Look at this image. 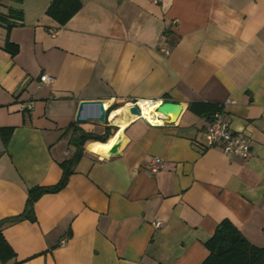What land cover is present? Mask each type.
<instances>
[{"label": "crops", "instance_id": "crops-1", "mask_svg": "<svg viewBox=\"0 0 264 264\" xmlns=\"http://www.w3.org/2000/svg\"><path fill=\"white\" fill-rule=\"evenodd\" d=\"M51 1L0 0V221L26 212L29 188L58 182L84 129L81 100L128 109L162 98L182 111L130 120L112 154L116 133L86 142L67 185L35 201L34 221L2 224L6 264H200L224 219L264 246V0H79L64 24L46 13ZM193 101L218 105L250 156L207 147L210 117Z\"/></svg>", "mask_w": 264, "mask_h": 264}, {"label": "trees", "instance_id": "trees-1", "mask_svg": "<svg viewBox=\"0 0 264 264\" xmlns=\"http://www.w3.org/2000/svg\"><path fill=\"white\" fill-rule=\"evenodd\" d=\"M80 7L79 0H52L46 8V13L52 16L60 24H64ZM20 13V12H19ZM5 19L0 16V20ZM21 19V15H19ZM5 50L14 54L18 50L17 44L6 41L3 47ZM124 103H114L108 110L121 107ZM188 108L196 113L206 114L211 118L212 113L218 109V105L209 102H190ZM73 122L71 126H75ZM76 132L72 138L74 150L71 155L60 162L62 174L57 183L53 185H35L28 189L26 200L25 213L7 219L8 221L28 218L35 220L33 213V205L35 201L45 193L58 192L64 188L69 180V177L74 173L79 160L84 154V145L88 141H96L100 144H106L110 137L116 133L117 126L106 123L101 131L84 130L74 128ZM10 129L1 128V136L4 145L7 144ZM0 221V264H6L8 260H13L15 253L11 246L6 241L1 232L2 224L7 221ZM208 249V255L200 264H264V246H257L249 242L238 228L229 220L221 221L213 233L212 237L205 243ZM12 264H17L13 261Z\"/></svg>", "mask_w": 264, "mask_h": 264}, {"label": "built area", "instance_id": "built-area-1", "mask_svg": "<svg viewBox=\"0 0 264 264\" xmlns=\"http://www.w3.org/2000/svg\"><path fill=\"white\" fill-rule=\"evenodd\" d=\"M160 1L161 0H151V2L153 3H158ZM165 40H166L165 35H162L160 38V42L163 43L165 42ZM160 51L164 52L165 54H169V50L163 45L160 46ZM40 81L49 83L53 81V77L44 73L40 75ZM150 101H158L160 104L161 102L164 101V99L160 98ZM131 105H136L139 111L141 112L140 106L138 104V100L129 103V106ZM160 117H164V116L160 115ZM205 145L207 147L219 146L225 152L239 155L242 158H248L251 154V142L248 139V137L245 136L243 133L235 132L231 128L230 122L225 119L224 112L220 108L216 109L211 115L210 123L205 133ZM162 165H163L162 160L156 157L151 161L149 165L150 171L157 172L160 168H162ZM155 225L159 226L160 220H157L155 222Z\"/></svg>", "mask_w": 264, "mask_h": 264}, {"label": "water", "instance_id": "water-1", "mask_svg": "<svg viewBox=\"0 0 264 264\" xmlns=\"http://www.w3.org/2000/svg\"><path fill=\"white\" fill-rule=\"evenodd\" d=\"M108 106H105L104 102L100 99H91V100H81L78 104L77 111L75 114L76 123H84L90 120H96L100 124H105L107 121L108 115ZM182 111V105L173 101H163L157 108L159 116L163 115L166 118H170L173 114L179 115ZM128 112L130 114H135L136 116L140 115V111L136 105L128 106ZM118 136L116 141L112 144L111 148L108 151V154L115 153L120 141Z\"/></svg>", "mask_w": 264, "mask_h": 264}, {"label": "bare ground", "instance_id": "bare-ground-1", "mask_svg": "<svg viewBox=\"0 0 264 264\" xmlns=\"http://www.w3.org/2000/svg\"><path fill=\"white\" fill-rule=\"evenodd\" d=\"M105 104V103H104ZM138 104L140 106L141 112H140V117L143 116L147 120H150L151 122H160L159 119L156 117L158 116V112L155 111V108L158 106L159 102L158 101H150V100H139ZM106 106V104H105ZM127 108V106H126ZM124 110V118L117 119L116 116L120 113V109L116 108L113 109L110 113L109 118L112 120V123L117 124L118 130L116 134L113 136L111 139L110 145L116 141L117 137L119 136L120 132L125 128L128 122L130 120H134L135 118L139 117L136 116L135 114H130L126 109ZM173 114L172 116H174ZM120 143V142H119Z\"/></svg>", "mask_w": 264, "mask_h": 264}, {"label": "rangeland", "instance_id": "rangeland-1", "mask_svg": "<svg viewBox=\"0 0 264 264\" xmlns=\"http://www.w3.org/2000/svg\"><path fill=\"white\" fill-rule=\"evenodd\" d=\"M120 109V113L116 116L117 119H120V118H124V106L122 107H119ZM112 110L109 111V114H108V118L110 116V113H111ZM109 120L112 122V120L109 118ZM108 122V120H107ZM81 127L84 128V130H88V128L90 127L91 129H95L97 128V126L100 125V123L96 120H90V121H87V122H84V123H78ZM101 127H103V124L100 125Z\"/></svg>", "mask_w": 264, "mask_h": 264}]
</instances>
